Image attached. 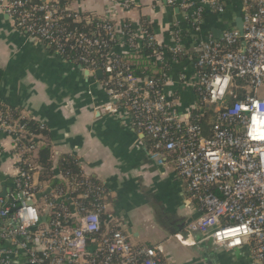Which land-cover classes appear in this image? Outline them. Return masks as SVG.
<instances>
[{
  "label": "built area",
  "instance_id": "1",
  "mask_svg": "<svg viewBox=\"0 0 264 264\" xmlns=\"http://www.w3.org/2000/svg\"><path fill=\"white\" fill-rule=\"evenodd\" d=\"M79 1L1 0V7L30 40L45 43L62 56L66 46L102 49L112 41L102 55L106 80L101 85L110 99L105 109L127 111L134 126L151 140L150 157L174 163L200 213L173 237L189 244L199 234L215 247H247L252 261L264 264V97L257 96L264 86V0H241L242 31L231 26L217 38L199 39L190 70L176 80L165 74L162 88L151 79L117 70L114 54L131 51L136 48L134 37L145 36L139 26V35L131 30L130 37L125 22L117 19L115 11L126 9L127 0H109L110 9L100 15L79 10ZM167 3L182 12L194 31L200 30L207 9L225 11L223 0ZM84 12L85 23L95 22V30L84 33L63 26L69 16L81 22ZM172 40V46L157 50L154 59L162 61L167 51H182L178 37L172 35ZM85 70L98 68L91 62ZM174 84L196 90L205 106L180 110L174 93H165V86ZM238 91L242 97L236 99ZM229 99L235 100L229 104ZM195 107L201 113L213 110L210 134L192 121ZM0 131L10 137L17 159L14 187L0 195V264H161V245L133 244L122 222L106 213L104 187L83 176L80 180L63 174L58 167L54 178L65 180L64 188L41 180L36 162L40 136L1 113ZM89 197L95 202L87 205ZM50 213L54 220L48 223L43 217Z\"/></svg>",
  "mask_w": 264,
  "mask_h": 264
},
{
  "label": "crops",
  "instance_id": "2",
  "mask_svg": "<svg viewBox=\"0 0 264 264\" xmlns=\"http://www.w3.org/2000/svg\"><path fill=\"white\" fill-rule=\"evenodd\" d=\"M223 2L222 14L206 10L199 31L187 25L182 12L167 0H127V8L115 14L120 22L130 21L136 35L140 19H148L156 41L169 47L171 31L180 27L191 29V36L199 40L213 30H223L225 21L235 26L242 16V1ZM77 4L79 10L99 15L110 9L109 0ZM177 72L171 68V73ZM101 77L67 62L45 43L30 40L14 26L0 0V103L46 128L42 140L50 145L53 169L64 154L76 159L85 178L97 179L107 188L106 213L122 222L133 244L161 245L165 264H260L252 261L247 247H215L199 234L189 244L173 237L200 214L196 202L172 161L150 157V139L134 126L127 111L105 109L110 99ZM175 86H165L167 96ZM180 93L177 96L190 102L191 91ZM183 106L180 110L186 109ZM16 161L10 137L0 131V195L6 196L14 187Z\"/></svg>",
  "mask_w": 264,
  "mask_h": 264
},
{
  "label": "trees",
  "instance_id": "3",
  "mask_svg": "<svg viewBox=\"0 0 264 264\" xmlns=\"http://www.w3.org/2000/svg\"><path fill=\"white\" fill-rule=\"evenodd\" d=\"M206 12V11H205ZM86 15L87 13H83L82 17L83 20L81 22H75L71 16L66 17L63 19L62 23L63 26L66 28L72 30L74 28H77L78 31H82L84 33H89L96 29V23H85L86 21ZM187 23V22H186ZM125 31L127 35L131 37V27L132 24L130 21L125 20ZM140 26L145 31L144 37H134V43L136 48H132L131 51L125 52V53H116L114 54L113 58L117 62V70L119 71H125L128 73H132L136 77L139 78H148L154 81L157 88H162L164 86V83L166 81V75L168 78L171 79H178V75L180 73L185 72L187 69L190 70L191 66L194 64L196 60V42L198 39L196 36H191V29L186 28H179L172 30V35L177 36L180 40L181 49L182 51L174 53L172 51H167L164 58H162V61H159L157 59H154L155 52L157 50H164V46H161L157 44L156 40L154 39V25L151 24V22L142 17L139 22ZM188 25V23H187ZM201 28V27H200ZM101 37L108 41V35L104 30H100ZM173 44V43H172ZM112 45V41L107 42V46H105L102 49H99L95 46L91 47H79L76 46L75 48H70L69 46L65 47V53L63 54V58L71 63L76 64L77 66L81 68H90L91 62L95 63V68H98L102 71L104 68V58L103 54L108 52L110 49V46ZM163 47V48H162ZM162 48V49H161ZM166 48V47H165ZM80 56L87 57V61H79L78 58ZM176 67L178 70L177 73H171V68ZM166 74V75H165ZM106 80V75H102L101 81ZM175 88H177L173 93L175 97L178 98L181 105H185L183 107L188 108L190 106H193L197 104L198 108L204 107L205 105H201L200 103V96L199 93L192 89L188 90L181 85L176 84ZM187 92L191 91V99L190 102L181 95L180 98L177 96V93L180 92ZM241 91H238V95L236 99H239L242 97ZM176 93V94H175ZM180 93V94H181ZM189 94V95H190ZM235 100V99H233ZM233 100L229 99V104L233 102ZM182 101V102H181ZM181 109V107H179ZM196 107L191 110V119L192 121L198 123L203 133L210 134L213 121L215 119V114L212 109L208 111H204L201 113ZM0 113L3 116H8L9 118L13 120H17L20 125L24 127V129L28 132H31L32 134L36 136H40L41 144L38 147V151L36 154V162L41 168V173L39 178L41 180H47L54 186L63 187L67 183L65 180L61 179H55L54 178V169H53V162L51 160V149L50 145L48 143H43L42 136L44 137L46 135V128L38 121L27 118L21 115L19 110L13 107L5 106L2 103H0ZM23 141H26V139H22ZM151 144V140H150ZM58 169L63 173H68V176H73L74 178L80 179V176H83L81 174V169L79 166V163L76 159H74L72 156L64 154L60 157L58 164ZM82 178H85L84 176ZM90 179L93 183L97 185H101L105 188V194H108L107 188L99 182L97 179L94 178H87ZM82 180V179H80ZM72 195H75L73 193ZM107 197V196H106ZM95 202L92 197H89L88 200H86L87 205L90 203ZM92 206V205H90ZM102 218L106 219L105 213L102 214ZM43 220L50 223V221L54 220L53 213H50L49 215H46L43 217ZM161 264H165V261L162 257Z\"/></svg>",
  "mask_w": 264,
  "mask_h": 264
},
{
  "label": "water",
  "instance_id": "4",
  "mask_svg": "<svg viewBox=\"0 0 264 264\" xmlns=\"http://www.w3.org/2000/svg\"><path fill=\"white\" fill-rule=\"evenodd\" d=\"M175 11L178 12V9H175ZM228 27H229V26H228V22L225 21L224 24H223V28H222L223 30H213V31H212V36H213L214 38L219 37V35H220L225 29H227ZM235 27L242 31V16H240V17H238V18L236 19V21H235ZM95 74H96V76H97L98 78H100V77L102 76V71L98 69V70L95 71ZM3 194H4V193H3Z\"/></svg>",
  "mask_w": 264,
  "mask_h": 264
},
{
  "label": "rangeland",
  "instance_id": "5",
  "mask_svg": "<svg viewBox=\"0 0 264 264\" xmlns=\"http://www.w3.org/2000/svg\"><path fill=\"white\" fill-rule=\"evenodd\" d=\"M120 13H122V12L120 11ZM257 96L260 98L264 97V86L257 91Z\"/></svg>",
  "mask_w": 264,
  "mask_h": 264
}]
</instances>
